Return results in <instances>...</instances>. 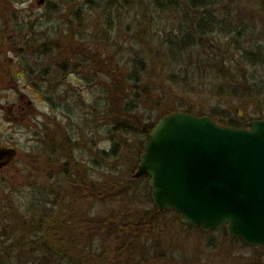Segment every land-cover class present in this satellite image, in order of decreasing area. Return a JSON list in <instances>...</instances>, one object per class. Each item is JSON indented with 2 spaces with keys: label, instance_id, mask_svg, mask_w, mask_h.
Instances as JSON below:
<instances>
[{
  "label": "trees",
  "instance_id": "1",
  "mask_svg": "<svg viewBox=\"0 0 264 264\" xmlns=\"http://www.w3.org/2000/svg\"><path fill=\"white\" fill-rule=\"evenodd\" d=\"M79 1L81 7L97 13L102 20L101 25L107 26V34L103 32L102 44L106 53L98 54V58L93 55L87 58L91 61L88 66L95 75L108 74L111 77L102 87V93L106 96L103 98L104 116L101 117L105 120L108 114L111 115V133L107 131L111 137L113 133L121 138L139 131L147 138L158 119L177 111L199 117L209 116L222 126L246 127L247 118L241 119L235 113L232 116V112L220 105L209 112L192 106L190 96L195 93L207 92L218 97V92L230 104H234L235 99H241L258 104V107L262 105L258 109L264 115V81L259 79L256 71L255 74L251 71L264 65V51L259 45H254V32L247 23L244 0ZM124 20V42L120 39L116 42L112 35L122 31ZM109 49L111 51L107 53ZM123 52L126 56L124 64L121 63ZM98 60H101V64L108 65V69H101L100 64H97ZM121 64L122 68L119 67ZM158 65L160 69L157 70ZM76 68L74 66L70 72H76ZM66 71L63 69L62 74ZM32 72L31 70L30 77ZM32 86L41 88L35 84ZM176 90L180 92L177 95ZM119 94L122 96L118 106L112 105L106 109L105 104L109 100L117 101ZM187 94H190L188 99ZM140 105L145 106L147 111L157 112L152 122L143 121L145 113L139 112ZM247 106L250 107L248 103ZM96 108L97 106L93 107V110L97 114ZM247 117L249 120L253 119L251 115L247 114ZM46 137L53 143L51 153L59 151L62 154L54 160L48 158L46 165L43 161L42 163L48 173L47 177L60 175V182L50 190L41 186L30 188L26 205H13L17 201L12 194L5 198L6 203L0 206V224L4 227L1 236L7 238V244L10 243L5 248H0V264H17L13 260L15 257L21 263L37 252H41V256L31 258L33 264H36L34 260L41 264H87L83 260L86 254L82 250L78 254L75 252L83 242L72 237L76 224L74 219L61 222L54 217L53 210L59 204V184L74 191L78 200L90 198L101 203L116 201L110 196L106 185L95 183L86 164L76 161L70 134L62 136L57 142L50 132L46 133ZM116 145L118 144L94 154V171L102 167L98 159L106 162L116 155ZM142 145L131 174L138 167ZM63 201L65 200L62 199L61 202ZM44 204L51 207L45 211ZM167 212L172 214V222L180 223L177 213H159L154 210L149 219L119 217L109 213L95 218L86 214L79 224L85 227L86 232H103L102 229H106L107 232L103 234L109 235L110 239L114 236L117 241L114 257H111L110 249L107 252V261H110L108 264H127L128 261L133 262L137 252L140 255L147 250L146 243L151 241H154L156 257L159 259L165 256L160 239L155 237L156 224L154 226L152 223H158L160 216ZM222 230L225 231V227ZM261 252L264 253V250ZM125 253L124 262L119 256H125ZM99 258L100 256L96 259Z\"/></svg>",
  "mask_w": 264,
  "mask_h": 264
},
{
  "label": "rangeland",
  "instance_id": "2",
  "mask_svg": "<svg viewBox=\"0 0 264 264\" xmlns=\"http://www.w3.org/2000/svg\"><path fill=\"white\" fill-rule=\"evenodd\" d=\"M37 1L0 0V44L17 43L18 49L15 48L14 51L28 52V56L24 58L21 55L19 57L10 55L12 63L9 62V66L13 65L11 71L14 75L23 74L22 61L29 67L27 82L17 78L10 85L13 88L17 86L22 93L24 86L28 84L30 101L25 120L19 118L12 123H1L10 138L9 146L17 150V155L13 162L0 170V206L6 203L5 198L10 194L17 201L13 205H26L30 188L41 186L50 190L56 185L60 177L48 178L44 164L48 158L54 160L62 153L59 151L51 153L53 143L49 142L46 133L50 132L52 136L54 135L55 142L62 136L66 137L70 134L74 142L72 152L76 161L84 162L91 171V178L95 183L106 185L110 196L116 201L101 203L90 198L78 200L74 191L59 184L57 188V193L60 194L57 195L59 204L54 208L53 214L55 219L61 222L74 219L76 224L72 237L78 242H83L75 252L78 254L79 250H82L86 254L84 262L108 264L109 249L111 257H114L117 249L114 236L110 239L109 235L103 234L107 232L104 228L103 232L95 230L86 232L79 221L86 214L95 218H101L109 213L119 217L149 219L152 218L151 212L154 210L158 212L151 201L149 177L131 178L137 171L135 169L131 174L139 148L146 140V136L138 131L136 134L123 135L121 138L113 133V138L108 133L109 128H112L111 115L108 114L105 120L101 119L104 116L102 115L105 101L103 98L106 96L102 93V87L111 77L108 74L95 75L88 66L91 61L87 58L92 55L98 58V54L105 52V46L103 47L102 44L103 32L107 34V26L101 25L102 20L97 13L87 11L84 6L81 7L79 0H44L41 6L37 5ZM243 5L247 23L254 32V45H259L264 51V0H244ZM121 29V32L112 35V39L116 42L119 39L124 40L125 20ZM110 51L111 49L107 53ZM122 57L121 63L124 64L125 52ZM101 63V60H98L97 64H100V68L107 70L108 65ZM122 64L120 68L123 67ZM74 66H77L76 72H70ZM63 69L67 70L64 74H62ZM158 69L160 65L157 66ZM31 70L32 77H30ZM251 71L254 74L256 71L259 79L264 81V65H259ZM2 84L4 87L7 86L4 81ZM178 93L180 92L177 91L175 95ZM119 95L117 101L109 100L105 108L118 106L122 94ZM216 95L218 97L205 92L191 96L187 94L186 97L188 99L190 96L192 106L200 107L204 112H209L216 105H220L221 108L232 112L230 113L232 116L235 113L241 119L247 118V124L257 118H264L258 109H261L262 105L258 107V104L241 99H235L234 104H230L225 98L220 97L218 92ZM12 103H19L14 89L0 91V105L10 106ZM95 106H97V114L93 110ZM139 112L145 113L143 121L147 123L152 122L157 116V112L147 111L143 105H140ZM1 114L2 110H0ZM247 114L253 119L249 120ZM114 144H118L115 146L116 155L106 162L98 159L102 167L99 169L97 166L98 169L94 171V154L108 150ZM62 199L65 201L61 202ZM50 207L51 205L46 204L45 211ZM171 218L172 214L167 212L160 216L158 223H152L154 226L156 224L155 237L160 239L165 256L159 259L156 257L154 241H151L146 243L147 250L140 255L137 252L133 262L128 261L127 264H264V253L261 252L263 250L245 246L240 240L230 239L222 229L203 233L198 228L176 224ZM2 229L4 227L0 224V241L3 242L0 243V248H5L10 242L8 241L7 244V238L1 236ZM80 240H89V242ZM9 254L12 256L11 252ZM126 254L119 256L124 262ZM40 256L41 252H37L21 263H18L16 257L13 260L17 264H33L31 258H40ZM98 256L100 258L96 259ZM34 263L41 264L37 260H34Z\"/></svg>",
  "mask_w": 264,
  "mask_h": 264
},
{
  "label": "water",
  "instance_id": "3",
  "mask_svg": "<svg viewBox=\"0 0 264 264\" xmlns=\"http://www.w3.org/2000/svg\"><path fill=\"white\" fill-rule=\"evenodd\" d=\"M142 150L131 178L149 177L158 212L203 233L226 227L230 239L264 250V118L233 128L177 111L158 119ZM16 154L0 148V169Z\"/></svg>",
  "mask_w": 264,
  "mask_h": 264
},
{
  "label": "flooded vegetation",
  "instance_id": "4",
  "mask_svg": "<svg viewBox=\"0 0 264 264\" xmlns=\"http://www.w3.org/2000/svg\"><path fill=\"white\" fill-rule=\"evenodd\" d=\"M18 45L19 44H17V43L0 44V89H1L0 91L9 90V89L13 90L14 89V91L16 92V94L18 95V98H19L18 104L12 103L10 106L0 105V110H2V114L0 115V148H5V147L6 148H9V147L14 148V147L9 146L10 145V138L8 137L6 129L2 126L1 123L2 122L12 123L16 120L18 121L19 118L21 120H25L27 118L28 109L30 106V101L28 100V95H29L28 84H26L24 86L25 89H23L22 93L19 92L17 86L14 88H13V86H11L12 85L11 82L13 83L14 79L21 78L22 80H25L27 82V80L29 78V67H28V65H25L24 61L21 62V64H22L21 70L23 73L21 75H18V74L14 75L13 71H11L13 69V65L9 66V62L12 63V61H11L12 58L10 55H12V56L15 55L16 57H19L21 55V56H23V58H24V56H28V52H26V51L21 52V53H19L18 51H14L15 48L18 49L16 47ZM2 81L7 83L6 87L3 86ZM9 86H10V88H8ZM11 99H12V97H11ZM12 101H13V99H12ZM6 103H7V101H6ZM13 160L11 162H13ZM9 164L2 167L1 169L7 167ZM58 176L61 179V176L60 175H58Z\"/></svg>",
  "mask_w": 264,
  "mask_h": 264
}]
</instances>
